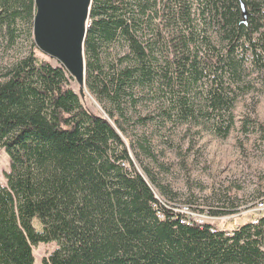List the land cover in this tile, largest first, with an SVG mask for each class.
<instances>
[{
    "label": "trees",
    "instance_id": "obj_1",
    "mask_svg": "<svg viewBox=\"0 0 264 264\" xmlns=\"http://www.w3.org/2000/svg\"><path fill=\"white\" fill-rule=\"evenodd\" d=\"M118 3L94 0L87 29L88 93L104 104L103 115L67 87L66 69L34 52L3 71L0 145L12 158L14 195L0 193V264H34L20 225L34 245L58 243L45 264H264V217L257 225L183 224L184 215L157 197L155 189L168 188L155 186L148 169L147 178L139 172V156L116 130L126 134L121 120L146 108L156 115L137 124L151 123L155 135L189 125L226 139L249 56L264 69V0H127L122 11ZM35 15V0H0V47ZM156 19L171 38L161 25L148 38ZM250 126L264 136V126L248 123L246 132ZM35 218L42 234L31 228Z\"/></svg>",
    "mask_w": 264,
    "mask_h": 264
},
{
    "label": "rangeland",
    "instance_id": "obj_2",
    "mask_svg": "<svg viewBox=\"0 0 264 264\" xmlns=\"http://www.w3.org/2000/svg\"><path fill=\"white\" fill-rule=\"evenodd\" d=\"M125 3L127 0H120L118 11L120 9L122 11L123 5L127 6ZM125 13L128 17L129 10L127 9ZM118 15L121 14L118 12ZM118 15L117 19L122 21V17ZM33 23L30 27L20 25L16 40L11 42L8 37L0 47V83L3 82L1 78L4 70H9L32 52L40 61L47 62L54 68L62 67L57 60L46 56L37 48ZM160 25L164 38L167 40L171 38L167 22L156 19L151 29L147 28L149 39L158 33ZM215 29L214 27L210 31V36L217 33ZM216 43L220 44L217 38L212 41L213 45ZM107 61V64L112 63V59ZM260 68L253 65V60L249 56L245 67L246 84L241 86L245 92L239 93L234 110L236 127L226 139L215 136L206 126L190 128L189 125L174 127L166 125L163 133L155 135L151 123L137 124L139 119L156 115L154 113L153 116L146 108L138 109V113L130 116L131 119H136L135 121L121 120L126 134L115 127L129 147L132 158L136 161V153L139 156L140 160L136 162L139 172L145 176L144 169H148L149 173L159 180L155 186L160 190L165 186L168 188L167 194L155 190L161 203L169 209L203 224L220 228L222 222L235 220L239 224L252 221L257 225L264 217V207L260 208L264 204V136L256 133L251 126L247 128V132L245 130L248 123L258 127L264 126V69L259 70ZM66 76L67 87L81 98L77 82L68 71ZM88 92L85 100L81 98L83 104L91 113L103 115L104 104ZM155 104L156 101L149 105L155 109ZM12 176V158L0 145V193L13 194L10 187ZM212 211L228 213L218 218L211 214ZM16 214L19 217L18 210ZM235 227L229 224L226 230ZM20 228L31 245L34 264H45V260L60 250L57 242H38L34 245L26 229L21 225ZM31 228L39 234L44 232V225L39 218L31 222Z\"/></svg>",
    "mask_w": 264,
    "mask_h": 264
},
{
    "label": "water",
    "instance_id": "obj_3",
    "mask_svg": "<svg viewBox=\"0 0 264 264\" xmlns=\"http://www.w3.org/2000/svg\"><path fill=\"white\" fill-rule=\"evenodd\" d=\"M92 5L93 0H35L33 19L37 48L68 71L84 100L89 91L85 54ZM242 11L247 22L249 12L244 2Z\"/></svg>",
    "mask_w": 264,
    "mask_h": 264
},
{
    "label": "built area",
    "instance_id": "obj_4",
    "mask_svg": "<svg viewBox=\"0 0 264 264\" xmlns=\"http://www.w3.org/2000/svg\"><path fill=\"white\" fill-rule=\"evenodd\" d=\"M165 206H166V205H165ZM166 207H167V206H166ZM263 207H264V204H262V205L260 206V208H263ZM182 223L185 224V225H187V226H191L192 223H198V224H202V225H204L203 223H201V222H199V221H196V220H194V219L188 218V217H186V216H184V219H183Z\"/></svg>",
    "mask_w": 264,
    "mask_h": 264
},
{
    "label": "bare ground",
    "instance_id": "obj_5",
    "mask_svg": "<svg viewBox=\"0 0 264 264\" xmlns=\"http://www.w3.org/2000/svg\"><path fill=\"white\" fill-rule=\"evenodd\" d=\"M78 85V84H77ZM84 92H86V91H84Z\"/></svg>",
    "mask_w": 264,
    "mask_h": 264
}]
</instances>
